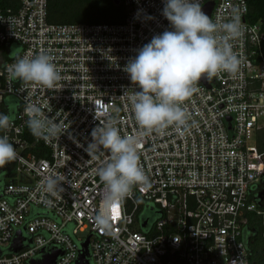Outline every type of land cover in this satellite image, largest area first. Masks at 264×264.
<instances>
[{
    "label": "built area",
    "instance_id": "1",
    "mask_svg": "<svg viewBox=\"0 0 264 264\" xmlns=\"http://www.w3.org/2000/svg\"><path fill=\"white\" fill-rule=\"evenodd\" d=\"M119 22L53 23L47 0H0V131L18 158L4 173L0 192V264H28L58 250L54 264H74L87 238L88 264H249L244 244L247 215L264 222V28L247 17V0H200L218 25L239 14L243 35L233 41L241 60L235 76L201 79L184 102L183 133L145 135L128 100L139 91L123 71L153 36L171 30L163 0H123ZM47 52L60 74L53 88L9 81L19 57ZM127 92V93H126ZM14 99L12 104L5 98ZM37 105L66 130L59 138L34 137L25 108ZM113 121L132 136L149 185L136 186L111 210V229L97 228L104 186L98 170L110 153L85 149L91 133ZM58 177L64 191L41 188ZM261 192V199L258 193ZM52 201L51 204L48 201ZM42 212V213H39ZM20 230L21 247L7 250Z\"/></svg>",
    "mask_w": 264,
    "mask_h": 264
},
{
    "label": "clouds",
    "instance_id": "2",
    "mask_svg": "<svg viewBox=\"0 0 264 264\" xmlns=\"http://www.w3.org/2000/svg\"><path fill=\"white\" fill-rule=\"evenodd\" d=\"M162 15L171 30L155 35L140 48L125 71L139 91H131L136 124L145 135L164 134L169 127L177 131L189 128L190 115L184 102L198 90L201 79L211 80L220 73L235 76L241 66L233 41L242 35L241 17L237 13L229 22L218 25L201 8L200 0H163ZM9 81L34 83L53 88L60 80L53 57L41 52L34 57H19L7 68ZM127 93V92H126ZM26 125L37 138H59L66 130L45 117L37 105L25 108ZM11 126V117L0 113V131ZM92 142L85 149L89 157L106 149L109 160L98 170L104 186L101 208L93 220L102 231L111 229V210L118 208L136 186L148 187L149 181L140 165L141 144L132 136H121L113 121L93 129ZM18 158L7 136H0V168ZM43 191L57 196L64 189L58 177L47 176L41 182ZM49 204L52 201H48Z\"/></svg>",
    "mask_w": 264,
    "mask_h": 264
},
{
    "label": "trees",
    "instance_id": "3",
    "mask_svg": "<svg viewBox=\"0 0 264 264\" xmlns=\"http://www.w3.org/2000/svg\"><path fill=\"white\" fill-rule=\"evenodd\" d=\"M247 5L248 19L250 21L259 19L264 28V0H247ZM46 12L47 20L53 23H114L123 19L126 7L123 0H47ZM12 102H14L12 97L5 98V103ZM10 169L11 164L0 168L3 178L6 174L4 172ZM5 183L4 178L3 185ZM2 188L3 186L0 192ZM243 230L248 263L264 264V222L259 215L249 213Z\"/></svg>",
    "mask_w": 264,
    "mask_h": 264
},
{
    "label": "water",
    "instance_id": "4",
    "mask_svg": "<svg viewBox=\"0 0 264 264\" xmlns=\"http://www.w3.org/2000/svg\"><path fill=\"white\" fill-rule=\"evenodd\" d=\"M202 11L206 15H208L209 5L208 4L205 5L202 8ZM257 196L259 199H261V192H259ZM20 241H21L20 230H17L10 245L7 247V250L17 251L21 247ZM87 241H88L87 238H85V240L80 243V251L74 264H88ZM58 253H59L58 250L42 253L40 254L39 257L30 259L28 261V264H54L55 257L58 255Z\"/></svg>",
    "mask_w": 264,
    "mask_h": 264
},
{
    "label": "flooded vegetation",
    "instance_id": "5",
    "mask_svg": "<svg viewBox=\"0 0 264 264\" xmlns=\"http://www.w3.org/2000/svg\"><path fill=\"white\" fill-rule=\"evenodd\" d=\"M4 178L0 175V188L3 186Z\"/></svg>",
    "mask_w": 264,
    "mask_h": 264
},
{
    "label": "rangeland",
    "instance_id": "6",
    "mask_svg": "<svg viewBox=\"0 0 264 264\" xmlns=\"http://www.w3.org/2000/svg\"><path fill=\"white\" fill-rule=\"evenodd\" d=\"M1 56H2V54L0 53V57H1ZM6 98L8 99V98H11V97H10V96H7ZM11 101H13V100H11ZM12 103H13V102H12ZM0 175H1V174H0ZM1 176H2V175H1Z\"/></svg>",
    "mask_w": 264,
    "mask_h": 264
},
{
    "label": "snow or ice",
    "instance_id": "7",
    "mask_svg": "<svg viewBox=\"0 0 264 264\" xmlns=\"http://www.w3.org/2000/svg\"><path fill=\"white\" fill-rule=\"evenodd\" d=\"M116 208H114V210H115Z\"/></svg>",
    "mask_w": 264,
    "mask_h": 264
}]
</instances>
